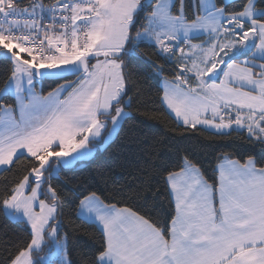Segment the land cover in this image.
Wrapping results in <instances>:
<instances>
[{
	"label": "snow or ice",
	"instance_id": "obj_1",
	"mask_svg": "<svg viewBox=\"0 0 264 264\" xmlns=\"http://www.w3.org/2000/svg\"><path fill=\"white\" fill-rule=\"evenodd\" d=\"M134 108L179 133L136 139L135 189L68 187ZM200 130L241 141L212 176L183 143ZM145 191L163 221L127 203ZM65 206L73 233L95 226L76 258ZM0 216L24 233L0 236V264H264V0H0Z\"/></svg>",
	"mask_w": 264,
	"mask_h": 264
},
{
	"label": "trees",
	"instance_id": "obj_2",
	"mask_svg": "<svg viewBox=\"0 0 264 264\" xmlns=\"http://www.w3.org/2000/svg\"><path fill=\"white\" fill-rule=\"evenodd\" d=\"M138 79L141 81L140 87L143 89V95L140 100L151 101L148 105L150 108L158 106L157 91L162 89L160 81L156 78L146 79L143 76L138 77ZM53 87H55V84L52 81L41 82V89L45 94ZM4 101L11 103V99L8 96L4 97ZM133 114L136 116L135 120L124 122L119 133L103 149L98 150L91 159L77 165L68 173V175L74 176L73 182L68 187L75 188L77 185L84 187L92 185L95 188L99 185V187L103 188L105 181H107V186L111 188L114 181L117 187L126 186V192L135 189L139 183L137 180L139 175L137 167H143L144 161L149 159L147 156H142L136 148V139L147 138L151 142L152 135L157 134L159 139L167 141L171 135H179V133L173 132L176 124L172 119L162 116V122L146 120L135 108L133 109ZM186 135L191 138L184 141V145L191 148L195 152L196 157L202 161L208 176L213 175L212 166L217 162L216 157L222 152L231 151L230 148L223 147V145L230 142L237 144L241 142L236 132H233L231 137H219L210 130H200L196 133H187ZM241 151L243 152L244 149ZM257 152H259L258 149ZM151 159L154 160L155 155ZM101 173H103V176H101ZM61 178L63 179V177ZM144 196L148 197V208H152L153 204H155V213L163 221L168 209L167 200L163 196L153 201L152 193L145 191L141 193L140 197H133V199L127 200V203L132 204L133 207H140L141 211H145L146 209L143 207L145 203ZM64 212V228L61 229V235H63L65 228H68L70 233L68 248L72 257L76 258L84 241L87 240L89 243L93 241L96 235L95 226L93 223L88 222L82 229L73 233L71 228H69V222L73 221V227H78L81 221L77 220L74 214L69 215L71 209L68 206H65ZM22 227V225L18 226L16 223L0 216V236L7 234L10 239L23 237ZM85 230L87 231V236L84 235ZM42 254L44 253H40V255Z\"/></svg>",
	"mask_w": 264,
	"mask_h": 264
},
{
	"label": "rangeland",
	"instance_id": "obj_3",
	"mask_svg": "<svg viewBox=\"0 0 264 264\" xmlns=\"http://www.w3.org/2000/svg\"><path fill=\"white\" fill-rule=\"evenodd\" d=\"M201 39H206V37H205V36H201V35H199V34H196V35L193 37V42H194V43H199ZM40 89H41V83H38V85H37V91H40ZM104 146H105V145H104ZM104 146L100 147L99 150L103 149ZM97 151H98V150H96L95 153H96ZM94 155H95V154H94ZM94 155H93V156H94ZM91 158H92V157H91ZM91 158H90V159H91ZM46 249H47V248H46ZM42 255H44V254H42Z\"/></svg>",
	"mask_w": 264,
	"mask_h": 264
},
{
	"label": "crops",
	"instance_id": "obj_4",
	"mask_svg": "<svg viewBox=\"0 0 264 264\" xmlns=\"http://www.w3.org/2000/svg\"><path fill=\"white\" fill-rule=\"evenodd\" d=\"M160 86L161 88L163 87L162 82H160ZM88 222L93 223L92 221H88ZM48 251H49L48 249H45V252H48Z\"/></svg>",
	"mask_w": 264,
	"mask_h": 264
},
{
	"label": "water",
	"instance_id": "obj_5",
	"mask_svg": "<svg viewBox=\"0 0 264 264\" xmlns=\"http://www.w3.org/2000/svg\"><path fill=\"white\" fill-rule=\"evenodd\" d=\"M45 81H51V80H45Z\"/></svg>",
	"mask_w": 264,
	"mask_h": 264
}]
</instances>
